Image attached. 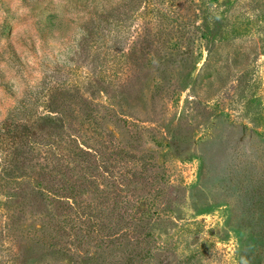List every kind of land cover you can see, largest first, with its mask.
<instances>
[{
    "label": "rangeland",
    "instance_id": "374dc122",
    "mask_svg": "<svg viewBox=\"0 0 264 264\" xmlns=\"http://www.w3.org/2000/svg\"><path fill=\"white\" fill-rule=\"evenodd\" d=\"M46 100L114 180L12 168ZM0 264H264V0H0Z\"/></svg>",
    "mask_w": 264,
    "mask_h": 264
},
{
    "label": "trees",
    "instance_id": "16d2710c",
    "mask_svg": "<svg viewBox=\"0 0 264 264\" xmlns=\"http://www.w3.org/2000/svg\"><path fill=\"white\" fill-rule=\"evenodd\" d=\"M43 107L46 114L38 112L37 109L33 108V105L19 106V109L13 112L16 114L12 117L13 121L8 120L7 124H3L1 135L8 144L7 153L4 157L12 165V168L24 173L31 161L30 154L35 152L36 148H40L43 154L50 156L52 162L58 167L77 170L79 173L84 171L81 175L87 182L98 181L99 183V179L114 180L109 172L103 177L104 175L97 163L98 157L95 150L81 146L73 140L75 138L64 143L61 142L59 133L62 129V117L60 115L62 111L56 108L54 103L47 100ZM118 177L123 179L124 176Z\"/></svg>",
    "mask_w": 264,
    "mask_h": 264
}]
</instances>
